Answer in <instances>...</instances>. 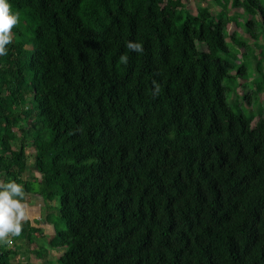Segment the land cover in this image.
Returning <instances> with one entry per match:
<instances>
[{
    "label": "trees",
    "instance_id": "16d2710c",
    "mask_svg": "<svg viewBox=\"0 0 264 264\" xmlns=\"http://www.w3.org/2000/svg\"><path fill=\"white\" fill-rule=\"evenodd\" d=\"M174 2L0 0V264L44 234L8 223L30 195L40 264H264V116L229 102L264 66L228 30L264 37V0Z\"/></svg>",
    "mask_w": 264,
    "mask_h": 264
},
{
    "label": "rangeland",
    "instance_id": "374dc122",
    "mask_svg": "<svg viewBox=\"0 0 264 264\" xmlns=\"http://www.w3.org/2000/svg\"><path fill=\"white\" fill-rule=\"evenodd\" d=\"M178 2H180L182 5H185L187 9L193 14V15H198L199 12L204 11L206 8H209L213 13H218L219 9L216 7V5L213 3V0H175L173 3L174 5H177ZM249 3V6L253 9L258 7L259 0H247ZM264 4V2H263ZM232 14H237L238 20H242L241 27H237L234 23H231L229 25V33H232L233 31H236L241 37H244L248 39L249 44H251L256 51V55L258 56V60H263V66H264V54L262 53V50L260 49L259 46L257 45H264V37H261L259 41H255L253 38L249 37L246 33V26L245 22L249 17L248 15V10L245 9L243 6L241 7H233L231 10ZM251 14V13H250ZM235 16V15H234ZM219 20V18L217 19ZM258 31H262L260 26L257 27ZM230 43V46L233 49V45ZM251 46L252 50L254 48ZM250 47H248V55L250 56V59L245 60V65L248 69L249 72H252V78L249 81H245L247 83L255 82L258 76L256 73H254V59H253V51L251 50ZM28 49H31V47H28ZM241 58V54L238 55ZM252 57V58H251ZM242 63V61L240 62ZM236 75V73H234ZM264 78V77H263ZM263 80L260 79L258 81V85L262 84ZM260 98L259 104L261 107L259 108L256 106V104L253 103L254 101V95L251 94V91H248L247 89H243L238 87L233 94V101H232V96L230 98V104L236 108V105L241 107L245 114L247 116L250 115H255L256 114V119L254 120L253 124L256 123L259 118L264 116V93H261L260 95H257ZM235 101V102H234ZM244 106V107H243ZM246 108V109H245ZM32 163V159L30 160ZM34 176L39 177L37 173L34 174ZM33 174L28 173L26 175V178L29 177H34ZM48 203L44 201L42 197L39 195H30L28 197V200L26 203H19V204H14L10 206L7 210V220L10 225L18 224L22 221L25 220H30L34 226L40 227L44 230V234L39 236L40 240H38L36 243L33 244V246L28 247L27 245L24 244V242L18 240L16 243H18L21 247L20 249V255L18 258L14 261L15 264H40L41 260L38 258V255L34 253V250L39 247L40 244H43L45 242L44 239L50 240L54 235H55V230L54 227L49 225V224H40L36 225V221H41L43 218V212L45 206H47ZM8 226H3L2 231L0 232V235L3 238H10L12 237V234L8 232ZM63 251H58V252H51L50 259L53 261V264H58V259L62 255ZM49 264V263H45Z\"/></svg>",
    "mask_w": 264,
    "mask_h": 264
}]
</instances>
